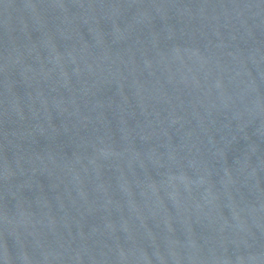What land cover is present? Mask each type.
<instances>
[{
    "label": "water",
    "instance_id": "1",
    "mask_svg": "<svg viewBox=\"0 0 264 264\" xmlns=\"http://www.w3.org/2000/svg\"><path fill=\"white\" fill-rule=\"evenodd\" d=\"M0 264H264V0H0Z\"/></svg>",
    "mask_w": 264,
    "mask_h": 264
}]
</instances>
